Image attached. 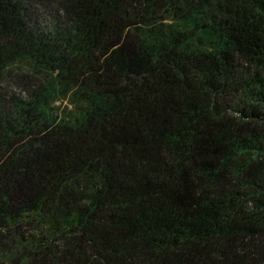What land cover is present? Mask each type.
Instances as JSON below:
<instances>
[{"label": "trees", "instance_id": "16d2710c", "mask_svg": "<svg viewBox=\"0 0 264 264\" xmlns=\"http://www.w3.org/2000/svg\"><path fill=\"white\" fill-rule=\"evenodd\" d=\"M0 264H264V0H0Z\"/></svg>", "mask_w": 264, "mask_h": 264}, {"label": "rangeland", "instance_id": "374dc122", "mask_svg": "<svg viewBox=\"0 0 264 264\" xmlns=\"http://www.w3.org/2000/svg\"><path fill=\"white\" fill-rule=\"evenodd\" d=\"M34 17H36L34 21L40 23L41 25H45V26L47 25L48 27H51L53 25L52 20L48 15H45L44 11L35 10Z\"/></svg>", "mask_w": 264, "mask_h": 264}]
</instances>
